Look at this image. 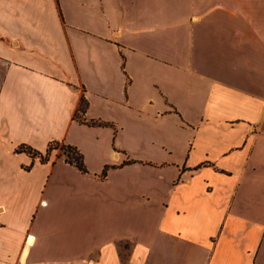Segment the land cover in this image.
Wrapping results in <instances>:
<instances>
[{
  "label": "crops",
  "instance_id": "0c3cea01",
  "mask_svg": "<svg viewBox=\"0 0 264 264\" xmlns=\"http://www.w3.org/2000/svg\"><path fill=\"white\" fill-rule=\"evenodd\" d=\"M0 264H264V0H0Z\"/></svg>",
  "mask_w": 264,
  "mask_h": 264
},
{
  "label": "trees",
  "instance_id": "16d2710c",
  "mask_svg": "<svg viewBox=\"0 0 264 264\" xmlns=\"http://www.w3.org/2000/svg\"><path fill=\"white\" fill-rule=\"evenodd\" d=\"M86 106V100L80 96L79 99V104L78 106L75 108L74 112H73V116H75V113L79 110L80 112H82L84 110ZM78 118V117H77ZM86 122L89 123H101L100 121H94L92 119H88L86 120ZM54 148H57L61 151V153L65 158V160L73 162L79 169L81 170H85L83 162H82V157H81V153L79 152V150L70 144H66L63 142H60L56 139L50 140L48 141L45 149L43 152L32 148L31 146L25 144V143H20L17 145V147L15 148L16 150H23L25 152H27L28 154L32 155V156H38L40 160H46L48 154L50 153V151Z\"/></svg>",
  "mask_w": 264,
  "mask_h": 264
},
{
  "label": "rangeland",
  "instance_id": "374dc122",
  "mask_svg": "<svg viewBox=\"0 0 264 264\" xmlns=\"http://www.w3.org/2000/svg\"><path fill=\"white\" fill-rule=\"evenodd\" d=\"M75 116H76V117L80 116V114H79L78 111L75 113ZM56 150L58 151V153H61V151H60L59 149H56Z\"/></svg>",
  "mask_w": 264,
  "mask_h": 264
},
{
  "label": "built area",
  "instance_id": "2783aa9c",
  "mask_svg": "<svg viewBox=\"0 0 264 264\" xmlns=\"http://www.w3.org/2000/svg\"><path fill=\"white\" fill-rule=\"evenodd\" d=\"M26 236H27V235H26ZM26 236H25V237H26Z\"/></svg>",
  "mask_w": 264,
  "mask_h": 264
}]
</instances>
